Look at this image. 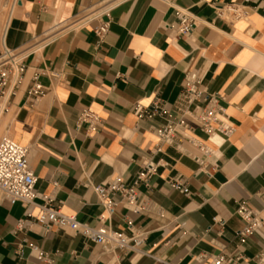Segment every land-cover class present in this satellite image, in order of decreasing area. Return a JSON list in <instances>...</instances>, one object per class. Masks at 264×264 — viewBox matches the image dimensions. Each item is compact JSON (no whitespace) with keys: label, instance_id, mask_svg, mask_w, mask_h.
Segmentation results:
<instances>
[{"label":"crops","instance_id":"obj_1","mask_svg":"<svg viewBox=\"0 0 264 264\" xmlns=\"http://www.w3.org/2000/svg\"><path fill=\"white\" fill-rule=\"evenodd\" d=\"M106 1L16 0L6 21L1 44L25 67L10 76L9 129L29 148L34 202L51 196L64 213L98 226L102 206L93 186L114 179L132 183L164 123L161 115L136 118L134 105L157 101L178 115L186 71L199 75L202 89L221 96L234 130L227 138H210L186 116L190 134L209 152L188 142L163 145L153 156L159 165L150 189L138 187V203L148 201L147 209L133 213L123 205L111 216L113 229L129 234L130 219L146 232L139 249L150 255L108 251L68 227L45 231L32 223L14 232L23 207L0 192V264H197L195 256L204 252L254 264L264 229L239 244L235 232L244 222L235 211L244 201L264 220V0H117L103 17L109 31L99 39L97 18L85 15ZM227 5L245 16L220 14ZM178 7L196 19L187 36L177 32ZM34 79L44 91L31 103L26 92ZM84 109L99 115L95 130L79 123ZM173 177L186 181L190 196L170 187ZM214 217L225 221L223 231L209 228ZM33 248L49 260H38Z\"/></svg>","mask_w":264,"mask_h":264},{"label":"built area","instance_id":"obj_2","mask_svg":"<svg viewBox=\"0 0 264 264\" xmlns=\"http://www.w3.org/2000/svg\"><path fill=\"white\" fill-rule=\"evenodd\" d=\"M117 0H110L100 6L96 14L88 13L85 19L97 18L98 22L94 28L95 35L102 39L109 31V22L103 17ZM219 13H227L234 18H242L245 12L227 5L218 8ZM175 16L179 22L177 32L179 35L187 36L196 26V19L190 12L178 7L175 9ZM9 50L4 47V55L0 61V99H2L9 85L11 74L21 75L25 67L18 65L15 57L11 60L8 57ZM13 62V63H10ZM201 78L194 71H186L183 75L182 88L176 99V112L173 115L163 109L159 102L155 101L150 107H143L137 102L133 107V114L136 118L151 119L155 116H163L164 123L157 129V143L150 153L142 156V168L130 184H125L117 179L104 184L93 186V191L97 202L102 206V212L98 215V226H90L87 223L78 221L74 215L64 213L61 210L60 202H55L54 198L47 196L40 205L34 202L36 197L35 184L36 176L29 165V148L15 141L11 136L0 137V192L10 204L19 202L23 207V217L17 221L14 232L27 229L34 223L41 226L45 231L51 228L68 227L83 238L101 245L108 251L116 249L131 250L139 255H150L149 251H141L140 245L146 240V232L136 228L130 219H126V227L129 234L121 230L113 229L109 224V219L119 206H126L133 213H140L147 209L148 201L138 203V187L143 185L150 189L149 179L156 173L159 162L153 160V156L162 151L163 145L181 147L184 142L209 152V148L204 146L200 140L190 134L191 126L186 121V116L194 119L201 131L213 138L229 137L234 128L229 123L224 107L220 103L221 96L217 93H210L200 87ZM43 86L35 79L26 92V98L32 103L43 93ZM79 123H87L89 128L95 130L101 123L99 115L90 109H84L78 118ZM171 188L190 196L191 192L188 184L181 177H173L168 180ZM264 201V195L262 196ZM35 209H37L35 211ZM235 214L239 216L243 226L235 232L238 243H244L246 239L264 229V220L259 212L251 210L244 201L237 206ZM217 225L219 232L223 231L225 221L214 217L209 228ZM38 260H49L47 255L36 248ZM17 254H22L21 248L17 249ZM197 264H232V259L224 253L209 254L199 253L195 256ZM254 264H264V247L253 257Z\"/></svg>","mask_w":264,"mask_h":264},{"label":"rangeland","instance_id":"obj_3","mask_svg":"<svg viewBox=\"0 0 264 264\" xmlns=\"http://www.w3.org/2000/svg\"><path fill=\"white\" fill-rule=\"evenodd\" d=\"M15 4H16V0H0V41L2 40L1 38L3 37L4 27L6 25L7 18L10 15L9 12H11V9L13 8V6H15ZM57 30H60V29H57ZM11 53L12 52H9V54H7L8 57H5V58H7L8 60H11L12 56H14V53L12 54ZM3 55H4V46L0 42V57H2ZM0 61H1V58H0ZM10 63H13V62H10ZM7 98H8V95H6V97H4L3 100L0 99V109L3 104L1 113H0V137L8 135L6 133L9 132V125L12 122L13 114H14L13 108L7 102Z\"/></svg>","mask_w":264,"mask_h":264},{"label":"bare ground","instance_id":"obj_4","mask_svg":"<svg viewBox=\"0 0 264 264\" xmlns=\"http://www.w3.org/2000/svg\"><path fill=\"white\" fill-rule=\"evenodd\" d=\"M97 7V6H96ZM10 13V12H9ZM10 16V15H9ZM8 19V18H7ZM55 28V27H54ZM1 39H3V37L1 38ZM37 41V40H36ZM0 42H2V40L0 41ZM35 42V41H34ZM12 54V53H11ZM15 60V59H14ZM18 60V59H17ZM30 73V72H29ZM6 95H8V92H6V94H5V96L4 97H6ZM3 97V98H4ZM3 98H2V100H3ZM6 99V98H5ZM2 106H3V104H2ZM2 106H1V109H2ZM1 109H0V113H1ZM5 121V120H4ZM6 122V121H5ZM3 130V129H2ZM5 130V129H4ZM6 134H8L9 136H12V132L10 131V129H9V132H7ZM8 135H6V136H8Z\"/></svg>","mask_w":264,"mask_h":264}]
</instances>
